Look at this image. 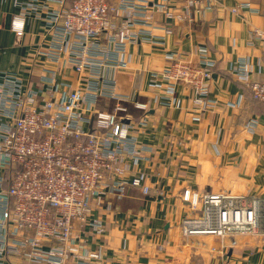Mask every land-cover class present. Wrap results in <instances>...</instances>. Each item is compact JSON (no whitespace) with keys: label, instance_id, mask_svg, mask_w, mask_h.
Instances as JSON below:
<instances>
[{"label":"built area","instance_id":"1","mask_svg":"<svg viewBox=\"0 0 264 264\" xmlns=\"http://www.w3.org/2000/svg\"><path fill=\"white\" fill-rule=\"evenodd\" d=\"M46 1L59 5L41 6L50 39L38 44L24 62L33 66V56L43 54L51 63L71 68L75 83L50 74L42 77L43 88L34 89L15 73H0V264H11L12 258L21 264H102L103 245L89 241L104 233L95 209L104 198L121 196L130 186L142 194L150 192L144 173L129 179L124 174L127 168L133 170L146 148L132 134L144 125L145 117L133 118L125 103L132 101L142 111L146 104L118 92L115 73L128 61V44H161L158 39L172 32L165 20L175 16L195 22L218 2ZM38 2L22 4L24 10L12 16L10 30L16 40L26 36L34 43L25 27L38 13ZM241 7L230 11L237 13ZM154 13L164 22L155 23ZM138 24L142 28L135 30ZM252 41L264 51V29H254ZM192 54L166 53L162 82L154 85L164 89L168 104H177L178 86L189 89L201 117L218 103L208 93L214 62L205 46ZM247 67L241 62L234 71L248 81ZM249 86L253 98L264 102V81ZM7 171L12 176L6 188ZM181 199L190 209L180 221L184 237L211 234L230 237L235 244L233 237L239 234L264 235L263 196L184 189Z\"/></svg>","mask_w":264,"mask_h":264},{"label":"crops","instance_id":"2","mask_svg":"<svg viewBox=\"0 0 264 264\" xmlns=\"http://www.w3.org/2000/svg\"><path fill=\"white\" fill-rule=\"evenodd\" d=\"M216 1L195 22L175 16L165 20L154 13V22L167 21L172 32L163 38L158 35L161 44L143 40L128 44V61L115 73L118 92L146 104L147 110L142 111L132 101L125 103L133 118L145 117L144 125L132 134L146 148L133 170L127 168L124 174L129 179L144 173L150 192L142 194L130 186L121 196L104 198L95 209L104 233L89 241L103 245L102 264H264V235L239 234L231 244L230 237L211 234L184 237L180 229L181 219L190 214L181 199L184 189L264 197V102L251 96L249 86L264 81V51L252 41V31L264 29V0ZM22 4L29 6L31 0H0V73H15L34 89L43 88L42 77L50 74L74 84L71 68L53 64L43 54L33 56V66L24 62L38 44L50 39L42 7L59 5L39 0L38 13L25 27L34 36L29 44L26 36L18 41L10 30L12 16L24 10ZM237 5L244 7L232 13L230 9ZM138 27L142 28L138 24L135 30ZM200 45L214 62L208 93L218 101L201 117L193 108L189 89L178 86L177 104H168L164 89L154 85L162 82L166 53L194 56ZM241 62L248 65V81L234 71ZM9 184L10 178L4 187ZM10 263L21 264V260L12 258Z\"/></svg>","mask_w":264,"mask_h":264},{"label":"trees","instance_id":"3","mask_svg":"<svg viewBox=\"0 0 264 264\" xmlns=\"http://www.w3.org/2000/svg\"><path fill=\"white\" fill-rule=\"evenodd\" d=\"M252 93V92H251ZM252 96V94H251ZM253 97V96H252ZM12 175H11V172L10 171H7L6 172V179L8 180V178H10Z\"/></svg>","mask_w":264,"mask_h":264}]
</instances>
